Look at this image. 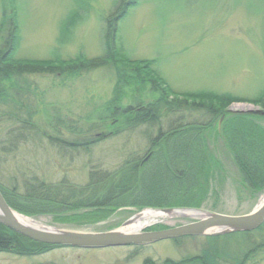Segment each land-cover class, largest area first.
Masks as SVG:
<instances>
[{
	"label": "rangeland",
	"instance_id": "obj_1",
	"mask_svg": "<svg viewBox=\"0 0 264 264\" xmlns=\"http://www.w3.org/2000/svg\"><path fill=\"white\" fill-rule=\"evenodd\" d=\"M125 5L124 15L115 19V49L110 53L111 60L117 61V71L129 78L138 73L145 80L154 71L159 75L156 79L169 91L168 99L193 102L194 109L172 114L185 121L206 123L210 118L205 108H199L204 97L196 93L208 91L214 96L210 98L214 106L223 104L217 101L218 94L242 100L231 103L209 125L203 124L194 142L195 150H191V161L198 173L197 207L228 215L249 212L263 195L264 182L260 186L259 178L248 176V182L243 179L244 168L236 161L222 132L224 119L233 118L235 123L246 119L243 123L257 124L258 137L264 140V117L249 112L260 108L255 100L264 94V0H0V52L8 47L5 41L13 28L12 59H60L70 63L76 56H100L106 20ZM145 60L150 63L144 64ZM108 61L86 72L59 69L28 74L22 89L9 92L15 106L19 103L22 111L32 114L42 136L36 140L25 138L14 151L6 152L2 150L0 124L3 184H15V193L20 195L25 194L24 185L30 179L43 182L63 196L67 188L85 193L91 187V173L95 178L114 176L119 168H125L129 158L139 161L147 156L149 138H154L151 126L126 127L121 114L105 120H100L99 115L115 95L121 99L118 111L123 112L128 106H143L155 100L159 91L150 82L142 92L133 91L123 81H117ZM241 158L250 165L247 157ZM181 185L184 194L189 192L186 183ZM138 210L124 204L99 210L67 206L36 214L20 213L53 230L99 232L119 227ZM189 220L193 218L170 217L159 223L174 226ZM144 247L91 249L83 253L87 260L94 256L90 262L96 264L99 260L101 264H142L149 258L155 263L179 261L204 254L208 248L219 264H235L242 258V264H264V225L248 235L168 239ZM62 253L73 256L78 252L56 249L29 262L49 264L41 260L60 258ZM26 259L0 252V264H25Z\"/></svg>",
	"mask_w": 264,
	"mask_h": 264
},
{
	"label": "trees",
	"instance_id": "obj_2",
	"mask_svg": "<svg viewBox=\"0 0 264 264\" xmlns=\"http://www.w3.org/2000/svg\"><path fill=\"white\" fill-rule=\"evenodd\" d=\"M126 6L117 11L112 18L106 21V30L104 31V43L102 54L97 57L85 58L76 56L70 59V63L64 60L54 59H12L13 34L12 29L9 38L5 43L9 44L3 52H0V124L2 129V150L9 152L14 151L21 140L25 138L38 139L42 136L35 123L32 120V114L25 110L22 111L19 103L14 105L13 99L9 92L15 89H22L25 76L36 73H50L55 70L73 72L89 71L106 65L107 61L111 64L117 75V81H123L130 86L133 91L142 92L146 89L148 83L159 91L158 97L141 106L134 105L126 107L123 112H119L118 104L120 97L115 95L99 115L100 120L113 115L121 114L122 124L126 127H132V124L151 126V135L149 138L151 148L150 158L141 166L139 163L127 160L125 168H119L114 176L103 174L102 177L95 178L91 173V187H87L85 193L79 189L68 190L66 196L59 194L54 188L51 189L43 182L38 180H27L25 194L15 193V184H3L0 181V191L12 208L25 214H36L48 208H66L67 206L77 208L105 209L108 206L135 205L138 207H197L195 197L198 187L197 166L191 161L193 156L191 150H195L194 142L198 141V136L204 126L209 125L211 121L219 116L233 102L242 101L241 99L227 94H218L217 101L221 105H212L210 98L214 96L208 91L196 93L203 96L199 103V108H205L209 115L206 123H197L196 120H186L181 116L174 117L172 114L178 110L186 111L194 109L193 104H187L186 100L173 101L169 98V91L162 81L156 79L157 75L152 69L145 80L137 73L136 77L129 78L115 69L117 61H113L110 55L114 47V37L116 32L115 19L120 18L126 11ZM72 13H70V16ZM1 30V25H0ZM64 34V27L61 29V36ZM118 55V54H117ZM121 58L125 56L118 55ZM124 60V59H122ZM150 61H144V64ZM153 75V76H152ZM159 78V77H158ZM159 81V82H158ZM154 91V90H153ZM193 95V94H192ZM176 100V99H175ZM255 102L264 109V94L259 96ZM237 116V115H236ZM254 117V116H253ZM260 117V116H255ZM264 117V116H262ZM253 119V118H252ZM246 121V119L244 120ZM243 121V122H244ZM233 122V118L223 120V138L233 152L236 161L244 168L242 175L245 174V181L248 176L251 179L259 178L260 186L264 182V140L258 137L259 127L256 123L248 121L247 124ZM204 124V126H203ZM130 129V128H128ZM251 153V157L249 155ZM241 155L247 157L249 164L243 162ZM151 167V168H150ZM181 183L188 185L189 192L183 193ZM176 184L179 188L176 189ZM259 186V187H260ZM196 190V191H195ZM184 194V195H183ZM195 197V198H194ZM20 199L24 201L21 203ZM264 225V222L262 226ZM261 226V227H262ZM260 229V228H259ZM248 235L250 232H239ZM232 235V233H231ZM213 239V238H210ZM215 239V238H214ZM211 245V244H209ZM48 244L34 242L24 236L12 231L11 229L0 224V251L13 252L16 254H30L33 252L46 249ZM205 249L204 254L194 257L181 259L179 261L166 260L170 264H219L220 260L212 256L213 251ZM212 254V255H211ZM242 261H236L235 264H242ZM147 264V263H145Z\"/></svg>",
	"mask_w": 264,
	"mask_h": 264
},
{
	"label": "water",
	"instance_id": "obj_3",
	"mask_svg": "<svg viewBox=\"0 0 264 264\" xmlns=\"http://www.w3.org/2000/svg\"><path fill=\"white\" fill-rule=\"evenodd\" d=\"M252 114L264 116V109L256 108L249 111ZM177 209L190 208H162V212H170ZM205 214L204 217L195 218L178 226L153 230L138 231L134 233L120 231L119 228L126 226L139 217L134 214L124 221L119 227L102 232L70 231V230H47L33 228L17 221L13 215V209L7 204L0 193V224L20 235L41 243L81 247L103 248L109 246L146 245L164 239H174L183 236L218 235L229 232L251 231L256 229L264 221V201L254 207L250 212L241 215H228L210 212L203 209H195Z\"/></svg>",
	"mask_w": 264,
	"mask_h": 264
},
{
	"label": "bare ground",
	"instance_id": "obj_4",
	"mask_svg": "<svg viewBox=\"0 0 264 264\" xmlns=\"http://www.w3.org/2000/svg\"><path fill=\"white\" fill-rule=\"evenodd\" d=\"M263 201H264V193L260 197L256 207H258ZM13 215L17 221H19L24 225L33 228H45L47 230H52L49 227H43L39 222L35 221L29 215L22 214L15 210H13ZM178 216L201 218L204 217L205 214L198 210H173L170 212H162L160 210L143 209V211L139 213V217H137L135 221H132L131 223L119 229L120 231L134 233L140 231L142 228H144L147 224L151 222L153 223L159 220H163L165 218L178 217Z\"/></svg>",
	"mask_w": 264,
	"mask_h": 264
},
{
	"label": "flooded vegetation",
	"instance_id": "obj_5",
	"mask_svg": "<svg viewBox=\"0 0 264 264\" xmlns=\"http://www.w3.org/2000/svg\"><path fill=\"white\" fill-rule=\"evenodd\" d=\"M111 248H116V247H111ZM125 248H129V246H125ZM133 248H137V247H133ZM142 248H145V247L142 246ZM56 249H59V250H62V249L69 250L70 249V250L76 251L78 253L75 254V255H73V256L72 255H69V254L62 253L60 255V258H58V256L53 255V256H55V259L54 258H51V259L41 260V263L47 262L49 264H96V263L90 262L93 259H95L94 256L89 257V260H87L85 258L84 253H83V251H85V250H91V249H79V248H74V247L48 246L46 249L44 248L41 251L33 252V253H30V254H16V253L9 252V251L8 252L0 251V252H5V253L12 254V255L21 256L23 258L26 257L28 259L25 260V264H27V263L32 264V263L29 262L30 259H33L35 257L48 256V255H50L49 253H51V251L56 250ZM102 249H108V248H102ZM92 250H94V249H92ZM98 260L99 259H97V261ZM166 260H169V259L161 260L159 263H155V262H153L152 259L149 258V259L143 260L142 261V264H145V263H147V264H170V263H167ZM100 261L101 260L98 261V264H101L102 263ZM107 264H110V263H107Z\"/></svg>",
	"mask_w": 264,
	"mask_h": 264
}]
</instances>
